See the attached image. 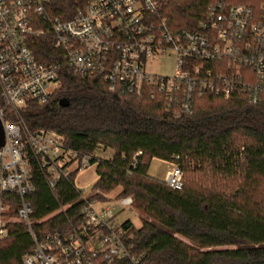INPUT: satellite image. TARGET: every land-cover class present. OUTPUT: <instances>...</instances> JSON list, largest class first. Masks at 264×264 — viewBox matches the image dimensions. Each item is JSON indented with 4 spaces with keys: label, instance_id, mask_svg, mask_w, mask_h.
<instances>
[{
    "label": "built area",
    "instance_id": "1",
    "mask_svg": "<svg viewBox=\"0 0 264 264\" xmlns=\"http://www.w3.org/2000/svg\"><path fill=\"white\" fill-rule=\"evenodd\" d=\"M51 2L0 0V247L19 222L33 241L24 264H145L125 240V221L117 219L132 198L90 199L99 192L92 186L84 195L76 177L99 159L66 146L54 130L29 129L20 109L46 103L60 88L62 71L160 99L174 117L191 115L194 98L204 94L244 93L256 105L264 96V0H204L195 25L179 30L162 13L167 0H84L66 16L53 14ZM40 40L54 47L45 59L34 49ZM167 55L171 74L148 69ZM33 167L50 188L76 171L72 183L84 204L81 219L69 221L66 231L36 230L40 221L27 199ZM163 181L181 189L183 171L173 164Z\"/></svg>",
    "mask_w": 264,
    "mask_h": 264
},
{
    "label": "trees",
    "instance_id": "2",
    "mask_svg": "<svg viewBox=\"0 0 264 264\" xmlns=\"http://www.w3.org/2000/svg\"><path fill=\"white\" fill-rule=\"evenodd\" d=\"M84 0H52L51 12L70 15ZM258 1L253 2L256 6ZM204 0H167L163 14L175 29L195 25ZM34 49L42 59L54 47L40 40ZM61 86L42 105L20 109L31 130L50 129L81 154L97 147L113 154L100 158L98 178L89 198L130 196L138 228L127 219L125 240L145 264H264V96L256 105L244 93L194 98L191 115L174 117L160 99L110 90L99 77L80 78L61 72ZM68 104H59L61 98ZM141 154L135 157L136 152ZM153 158L183 171L181 189L148 173ZM76 171L50 188L32 169L34 190L27 196L38 233L66 231L81 219L84 201L73 186ZM63 207V210H61ZM33 241L15 222L0 247V264H24Z\"/></svg>",
    "mask_w": 264,
    "mask_h": 264
},
{
    "label": "rangeland",
    "instance_id": "3",
    "mask_svg": "<svg viewBox=\"0 0 264 264\" xmlns=\"http://www.w3.org/2000/svg\"><path fill=\"white\" fill-rule=\"evenodd\" d=\"M171 63L172 59L171 56L167 55L162 60L151 64L148 69L155 73H164V74H171ZM113 154V151L109 148H103L102 146L97 147L94 151V156L98 159L100 158H109ZM170 162L162 159L153 158L148 167L149 175L162 179L165 175L166 169L169 167ZM98 178V174L96 171V165H92L89 169L85 170L84 172L80 173L76 177V184L82 188L84 187L83 194L88 195L90 192V187L95 183ZM120 187H115L111 191L105 193L107 196L106 198H115L119 194ZM117 219L121 221H125L129 219L135 228L140 227L141 220L138 212L133 208L131 204L126 205L123 207L120 212L117 214Z\"/></svg>",
    "mask_w": 264,
    "mask_h": 264
},
{
    "label": "water",
    "instance_id": "4",
    "mask_svg": "<svg viewBox=\"0 0 264 264\" xmlns=\"http://www.w3.org/2000/svg\"><path fill=\"white\" fill-rule=\"evenodd\" d=\"M59 104L62 105V106H66L68 104V101L66 98H61L59 100ZM3 144V132H2V127L0 125V146Z\"/></svg>",
    "mask_w": 264,
    "mask_h": 264
},
{
    "label": "crops",
    "instance_id": "5",
    "mask_svg": "<svg viewBox=\"0 0 264 264\" xmlns=\"http://www.w3.org/2000/svg\"><path fill=\"white\" fill-rule=\"evenodd\" d=\"M172 165H173V163L170 162V165H169V167L166 169V171H167ZM166 171H165V172H166ZM162 179H163V178H162Z\"/></svg>",
    "mask_w": 264,
    "mask_h": 264
}]
</instances>
